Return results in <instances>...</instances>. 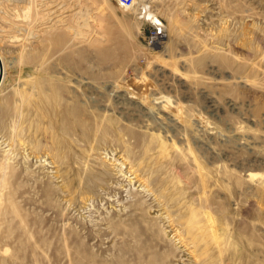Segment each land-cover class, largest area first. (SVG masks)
I'll return each instance as SVG.
<instances>
[{
	"label": "rangeland",
	"instance_id": "obj_1",
	"mask_svg": "<svg viewBox=\"0 0 264 264\" xmlns=\"http://www.w3.org/2000/svg\"><path fill=\"white\" fill-rule=\"evenodd\" d=\"M0 57V264H264V0H0Z\"/></svg>",
	"mask_w": 264,
	"mask_h": 264
},
{
	"label": "built area",
	"instance_id": "obj_2",
	"mask_svg": "<svg viewBox=\"0 0 264 264\" xmlns=\"http://www.w3.org/2000/svg\"><path fill=\"white\" fill-rule=\"evenodd\" d=\"M119 6L123 8H131L135 5V0H115ZM164 25V24H163ZM164 26L157 25L153 23V29L151 31L150 43L157 42L159 36L164 35Z\"/></svg>",
	"mask_w": 264,
	"mask_h": 264
},
{
	"label": "bare ground",
	"instance_id": "obj_3",
	"mask_svg": "<svg viewBox=\"0 0 264 264\" xmlns=\"http://www.w3.org/2000/svg\"><path fill=\"white\" fill-rule=\"evenodd\" d=\"M51 2V1H50ZM136 3H137V0H135V5H136ZM46 5H47V3H46ZM134 5V6H135ZM48 6V5H47ZM44 7V6H43ZM144 7H146V5L144 4ZM147 8V7H146ZM147 19H150L151 20V22H153V23H155V24H157V25H160V26H164V28H165V25H163V22L161 21V19L158 17V16H156L155 15V13L154 12H151V11H145V15H144ZM163 37V35L162 36H159L158 37V39L160 40V38H162ZM1 83H2V79H1V81H0ZM157 100V99H156ZM56 146V145H55ZM55 150V149H54ZM60 162V161H59ZM251 175V177H254L255 176V174L254 173H251L250 174ZM204 177V176H203ZM212 217V216H211ZM213 221V220H212ZM211 223V222H210ZM213 225H215V224H213ZM212 229V228H211ZM217 230V229H216ZM215 230V232H217ZM214 233V232H213ZM215 235V234H214ZM217 235V234H216Z\"/></svg>",
	"mask_w": 264,
	"mask_h": 264
},
{
	"label": "water",
	"instance_id": "obj_4",
	"mask_svg": "<svg viewBox=\"0 0 264 264\" xmlns=\"http://www.w3.org/2000/svg\"><path fill=\"white\" fill-rule=\"evenodd\" d=\"M1 61H2V59H1V57H0V68H1V71H2V63H1ZM1 79H2V75H1V73H0V81H1ZM1 83V82H0Z\"/></svg>",
	"mask_w": 264,
	"mask_h": 264
}]
</instances>
